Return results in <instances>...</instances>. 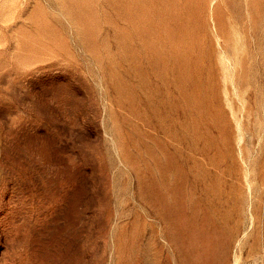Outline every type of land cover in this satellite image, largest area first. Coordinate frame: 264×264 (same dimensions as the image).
Returning a JSON list of instances; mask_svg holds the SVG:
<instances>
[{
  "label": "rangeland",
  "instance_id": "obj_1",
  "mask_svg": "<svg viewBox=\"0 0 264 264\" xmlns=\"http://www.w3.org/2000/svg\"><path fill=\"white\" fill-rule=\"evenodd\" d=\"M0 264H264V0H0Z\"/></svg>",
  "mask_w": 264,
  "mask_h": 264
}]
</instances>
